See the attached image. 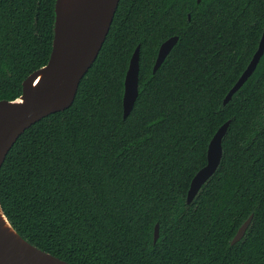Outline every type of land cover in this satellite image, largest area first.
I'll list each match as a JSON object with an SVG mask.
<instances>
[{
  "label": "trees",
  "instance_id": "obj_1",
  "mask_svg": "<svg viewBox=\"0 0 264 264\" xmlns=\"http://www.w3.org/2000/svg\"><path fill=\"white\" fill-rule=\"evenodd\" d=\"M55 4L0 0V101L48 64ZM263 32L264 0H120L72 106L27 129L2 166L0 204L17 233L69 264H264V56L223 103ZM138 46L139 96L124 120ZM228 121L221 164L189 205Z\"/></svg>",
  "mask_w": 264,
  "mask_h": 264
},
{
  "label": "water",
  "instance_id": "obj_2",
  "mask_svg": "<svg viewBox=\"0 0 264 264\" xmlns=\"http://www.w3.org/2000/svg\"><path fill=\"white\" fill-rule=\"evenodd\" d=\"M201 0H198L200 3ZM120 0H56L53 49L48 64L23 83L21 97L0 101V172L6 157L19 137L42 119L69 109L81 80L96 61L110 32ZM189 20L191 16L189 15ZM179 37L165 41L158 52L156 73ZM140 46L134 51L125 78L123 119L126 120L139 96ZM264 56V32L248 67L224 100L227 105L257 69ZM230 121L219 128L208 148V163L191 182L187 204L215 175L223 157V140ZM253 215L241 226L232 245L241 241ZM159 239L155 227L154 243ZM0 264H69L24 240L13 228L0 204Z\"/></svg>",
  "mask_w": 264,
  "mask_h": 264
}]
</instances>
